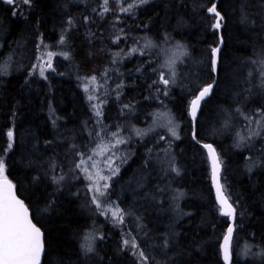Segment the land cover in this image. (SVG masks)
Returning <instances> with one entry per match:
<instances>
[{
  "label": "trees",
  "instance_id": "16d2710c",
  "mask_svg": "<svg viewBox=\"0 0 264 264\" xmlns=\"http://www.w3.org/2000/svg\"><path fill=\"white\" fill-rule=\"evenodd\" d=\"M104 4L32 0L13 15L0 2V159L44 234L42 264H224L229 217L215 199L203 143L218 155L234 211L231 264H252L254 255L264 264V127L257 123L264 121V0H108L107 11ZM178 45L184 54L170 70L165 55ZM46 46L56 56L41 76ZM213 82L194 139L188 108ZM158 119L159 130H147ZM256 125L259 134L244 135ZM99 133L122 139L118 151L128 154L104 198L122 223L93 203L77 167ZM88 233L94 238L84 243Z\"/></svg>",
  "mask_w": 264,
  "mask_h": 264
},
{
  "label": "snow or ice",
  "instance_id": "6c2138e0",
  "mask_svg": "<svg viewBox=\"0 0 264 264\" xmlns=\"http://www.w3.org/2000/svg\"><path fill=\"white\" fill-rule=\"evenodd\" d=\"M5 5H8L13 10V15L19 14L17 9L20 8L21 4L31 6L32 0H0ZM144 2V0H142ZM108 0H105L104 8L105 11L107 8ZM210 13H214L217 17V23L214 27L219 28L221 19L220 14L216 12V7L213 5L208 9ZM181 47V46H177ZM136 51V49H133ZM218 48L212 49V71H216L217 67V52ZM184 53L181 52V55ZM51 55V53H49ZM174 61H171L168 64L169 69L171 70L172 64ZM264 63V62H262ZM262 73H264V67L261 69ZM4 74V73H0ZM41 76L44 75L43 71H41ZM95 80V77L92 78ZM160 82L163 83L166 87L169 85V79L165 77L163 73L160 74ZM212 85H208L200 90L199 95L196 96L189 106V116L193 121L197 118V110L200 106L201 100L204 99L211 91ZM159 91V89H158ZM166 94V89H165ZM91 99V97H89ZM97 115H100L97 112ZM168 123L171 124L172 121L169 118ZM261 127H264V121H257ZM169 131L172 136H176L177 133L175 131V127H170ZM117 136L118 134H113ZM9 140L12 139V132L8 133ZM194 139H195V128H194ZM123 140L117 139L116 143H123ZM11 147V144H9ZM115 147V145H112ZM204 147L208 149L210 157L213 159V180L216 181V169L218 167L215 160V152L212 149L211 145L205 144ZM95 154V150H94ZM92 158L89 157V160ZM87 161L82 160L81 164H85ZM93 167H95V162L93 161ZM110 166V165H109ZM78 168L81 167L80 164L77 165ZM175 170V169H174ZM98 175V173H97ZM87 178L92 181L93 184H97L98 182L93 180L92 175H87ZM103 179V177H100ZM104 188H107V184H104ZM89 191H93V188L90 187ZM219 194V188L217 189ZM99 193V187L97 186L94 195H93V203L97 204V207L100 208V204L97 203V195ZM103 194V193H99ZM222 204H227L226 200L222 201ZM231 206H228V211H223V215H231ZM112 215L115 219L119 220L121 223L123 222L122 215H120L119 209H116L112 212ZM227 235L224 237V246H223V256L225 260V264H230V251H229V242L231 239V235L233 233V227L229 225L227 229ZM88 238L86 237V240ZM126 246L128 245V241H125ZM86 251H91V243H87L82 245ZM133 249L136 248V244L133 242L131 244ZM43 251V243H42V233L41 230L29 219L28 209L25 207L22 200L18 199L16 194L13 191V185L4 176V161L0 159V264H40L41 254ZM141 257H143V253H140ZM260 255H264V252L260 253Z\"/></svg>",
  "mask_w": 264,
  "mask_h": 264
},
{
  "label": "rangeland",
  "instance_id": "374dc122",
  "mask_svg": "<svg viewBox=\"0 0 264 264\" xmlns=\"http://www.w3.org/2000/svg\"><path fill=\"white\" fill-rule=\"evenodd\" d=\"M0 45H1V43H0ZM181 52H182L181 48L173 46L170 50H168L166 52L165 59H164L165 64L168 66V64L171 61H174V63L172 64V67H174L178 58L181 56ZM49 53H51V55H49ZM55 56H56V53L54 51H52L48 46L44 47L40 56H38V71H45V70L50 69L52 66V63L54 61ZM12 59H13L12 57H8L6 61L11 62ZM4 67L8 68L9 65H5ZM3 70L5 71V69H3ZM92 99H94V101L96 102L97 97L93 95ZM96 108H97V112H99L98 107H96ZM168 116H169V114H166V116H164V115L160 116V120H162L163 126H171L172 125V124L170 125L166 122L169 119ZM155 119H157V117H155ZM172 119H173V117H172ZM158 121H159V119L156 121L153 120L152 125L147 127V130H149V131H153L155 129L159 130V125H161L162 123L158 122ZM168 128H170V127H168ZM127 131L129 132L128 134L131 136L130 131L129 130H127ZM256 134H259V131H257V125L249 127L244 135L248 136V138H253ZM140 135H141V131H139V130H135L133 132V136H135V137H139ZM98 136H99L98 140L91 147L90 152L86 156H81L79 158V164L81 165V167L79 169L81 170L83 176L86 178L87 183H88V187L93 188V191H91L92 196L94 195V192H95L97 186L99 187V193H103L102 195L99 193H96L97 203L100 204L102 213L106 214V215L109 214L112 218H114L112 215V212L118 208L116 205H113L111 203L106 202L104 198L107 194L108 187L111 184L113 178L117 175V173H119V171H120L119 168L121 167L122 164H124L125 160H127L128 154L124 153V151H122V150L118 151V149H121V145L123 143L117 144L116 143L117 140L112 141V140L106 139L101 133H99ZM109 137H111V136H109ZM120 140H122V139H120ZM112 145H115V147H112ZM94 150H95V154H94ZM89 157H91L92 159L89 160ZM82 160L87 161V163L81 164ZM93 161L95 162V167L92 166ZM262 163L263 162H260V160H258L257 162L255 161L256 165L255 164L254 165H255V167H259L260 164H262ZM97 173H98V175H97ZM87 175H92L93 180L97 181L98 185L93 184L92 181H90L87 178ZM100 177H103V179H100ZM104 184H107V188H104ZM119 212H120V210H119ZM86 237L88 239H93L94 234L88 233L85 236L84 243H86V241L88 240V239L86 240ZM90 243L92 246L93 242H90ZM83 250L85 251V248ZM254 257L255 256H253L251 258V261H254V259H255L254 263L256 264L260 260V256L256 255V257L255 258ZM257 257L259 260L257 259ZM254 263H252V264H254Z\"/></svg>",
  "mask_w": 264,
  "mask_h": 264
},
{
  "label": "water",
  "instance_id": "95a60500",
  "mask_svg": "<svg viewBox=\"0 0 264 264\" xmlns=\"http://www.w3.org/2000/svg\"><path fill=\"white\" fill-rule=\"evenodd\" d=\"M216 1H218V0H216ZM210 14H211V15H215L214 13H210ZM216 23H217V17H216V19H215V23H214V25H215ZM221 26H222V25L220 24V27H219V28H216V27H213V28H214L215 30L219 31V30L221 29ZM217 48L219 49V51L217 52V67H218V62H219V52H220V50H221V48H222V41L219 42ZM217 67H216V70H217ZM214 84H215L214 82L211 83V84H209V85H212L211 91H210V93H209L207 96L204 97L203 100H201V102H200V106H201L202 102L205 101V100L211 95V93H212V91H213V88H214ZM207 86H208V85H207ZM205 87H206V86H205ZM202 89H203V88H202ZM202 89H201V90H202ZM199 92H200V91H198V93L196 94V96L199 95ZM196 96H195V97H196ZM195 97H194V98H195ZM194 98H193V99H194ZM193 99H192V100H193ZM192 100H191V101H192ZM190 104H191V102H190ZM189 106H190V105H189ZM200 106H199V108H198V110H197V118H198V115H199ZM188 114H189V108H188ZM189 118H190V121H191V124H192V137H194V128H195V123H196V121H197V118H196L195 121H193L192 118H191L190 116H189ZM205 144H208V145H211V144H209V143H203V144H202V147H203V149H204V151H205V153H206L207 159H208L209 164H210V168H211V181H212V185H213V189H214L215 199H216L217 203L220 205V207H221V209H222V212H223V211H228V206H231V205H230V203L228 202V200H227V198H226V196H225V194H224V192H223V190H222V187H221V183H220V179H219L220 171H221V166H220V162H219L218 155H217V153H216V151H215L213 145H211L212 149H213L214 152H215V160H216V163H217V165H218V167H217V169H216V181L214 182V180H213V159L210 157L209 152H208V149H206V148L204 147ZM7 179H8V178H7ZM8 180H9V179H8ZM9 181H10V180H9ZM10 182H11V181H10ZM11 184L13 185L12 182H11ZM218 188H219V194H218V191H217ZM13 191H14V193L16 194L17 198L20 199V200H22V199L17 195L16 188H15L14 185H13ZM223 200H226V201H227V204H222V201H223ZM22 202L24 203L23 200H22ZM24 205H25V203H24ZM25 207L28 209V207H27L26 205H25ZM231 210H232L231 215H226V216L229 217V225H231V226L233 227V231H234V211H233L232 206H231ZM28 216H29V219L32 220L31 212H30L29 209H28ZM32 222L34 223L33 220H32ZM34 224H35V223H34ZM35 225H36V224H35ZM36 226H37V225H36ZM37 227H38V226H37ZM228 227H229V226H228ZM38 228H39V227H38ZM39 229H40V228H39ZM40 230H41V229H40ZM41 233H42L43 251H42V254H41L40 264L43 263V258H44V255H45L44 234H43L42 230H41ZM227 234H228V233H227V231H226L225 236H226ZM225 236H224V237H225ZM232 238H233V233H232V235H231V239H230V242H229L230 264H231V243H232ZM223 246H224V238H223L222 243H221V258H222V261H223L224 264H225V260H224V256H223Z\"/></svg>",
  "mask_w": 264,
  "mask_h": 264
},
{
  "label": "bare ground",
  "instance_id": "6f19581e",
  "mask_svg": "<svg viewBox=\"0 0 264 264\" xmlns=\"http://www.w3.org/2000/svg\"><path fill=\"white\" fill-rule=\"evenodd\" d=\"M11 47H12V46H11ZM35 48H36V47H35ZM28 50H29V49H28ZM39 50H40V49H39ZM2 51H3V50H2ZM9 51H10V50H9ZM35 51H36V50H35ZM37 51H38V50H37ZM21 52H22V49H21ZM26 52H27V51H26ZM32 53H33V52H32ZM2 54H3V53H2ZM21 54H22V53H21ZM27 54H28V53H27ZM34 54H35V53H34ZM23 55H24V54H23ZM38 55H39V54H38ZM0 56H1V55H0ZM18 56H19V55H18ZM20 56H21V55H20ZM30 56H31V55H30ZM21 57H22V56H21ZM21 57H20V58H21ZM17 58H18V57H17ZM3 59H4V58H3ZM21 59H22V58H21ZM20 62H22V61H20ZM17 63H19V62H17ZM12 64H13V63H12ZM19 64H21V66H22V63H19ZM16 65H17V64H16ZM16 65H15V66H16ZM10 67H12V65H11ZM10 67H8V69H9ZM5 68H6V67H5ZM28 81H29V80H28ZM29 82L31 83V81H29ZM35 84H36V83H35ZM6 90H7V89H6ZM8 92H9V91H8ZM5 95H6V94H5ZM5 95H3V96H5ZM8 98H9V97H8ZM5 99H6V98H4V100H5ZM10 99H11V98H10ZM5 109H6V108H5ZM1 110H2V109H1ZM2 111H4V110H2ZM2 113H4V112H2ZM6 113H7V112H5V114H6ZM16 113H17V112H16ZM3 117H4V116H3ZM12 117H13V116H12ZM0 118H1V117H0ZM1 121H2V120H1ZM10 121H12V119H11ZM6 122H7V120H6ZM8 122H9V121H8ZM2 123H4V122H2ZM13 123H14V122H13ZM10 124H11V123H10ZM8 125H9V124H8ZM11 126H12V125H11ZM13 126H14V125H13ZM8 127H9V126H8ZM245 256H246V255H245ZM254 256H255V255H254ZM255 257H256V256H255ZM255 257H254V258H255ZM248 258H249V257H248ZM254 258H253V259H254ZM257 259H258V257H257ZM250 260H251V259H250ZM250 260H249V261H250ZM258 260H259V259H258ZM258 260H257V261H258ZM245 261H248V260H245ZM254 261H255V259H254ZM254 261H251V262L254 263ZM251 262H250V263H251ZM258 262H259V261H258ZM254 264H255V263H254Z\"/></svg>",
  "mask_w": 264,
  "mask_h": 264
}]
</instances>
